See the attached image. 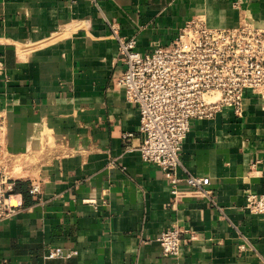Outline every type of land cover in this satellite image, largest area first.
I'll use <instances>...</instances> for the list:
<instances>
[{"label": "crops", "instance_id": "0c3cea01", "mask_svg": "<svg viewBox=\"0 0 264 264\" xmlns=\"http://www.w3.org/2000/svg\"><path fill=\"white\" fill-rule=\"evenodd\" d=\"M196 17L212 28L262 27L264 0H0L5 145L26 152L40 132L32 127L48 122L97 161L66 183L39 180L37 196L32 179L21 180L26 196L15 181L0 264H264V213L246 207L249 194L264 196L263 97L247 90L242 116L225 107L192 120L178 175L203 177L207 194L182 182L175 198L163 171L122 139L133 132L139 145L140 115L118 83L126 64L112 27L146 55ZM174 225L197 235L185 236L177 258L157 240ZM52 248L71 255L49 257Z\"/></svg>", "mask_w": 264, "mask_h": 264}, {"label": "built area", "instance_id": "2783aa9c", "mask_svg": "<svg viewBox=\"0 0 264 264\" xmlns=\"http://www.w3.org/2000/svg\"><path fill=\"white\" fill-rule=\"evenodd\" d=\"M119 41L126 69L118 80L126 99L137 106L140 115V143L133 132L122 139L127 149L139 151L142 159L157 165L172 186L171 193L182 196L179 184L207 194L203 177L178 175L182 166L180 151L191 130L192 120L214 118L223 108L243 115L244 97L251 90L264 98V28L244 20L235 28H212L202 17L186 22L178 36L167 45H158L146 55L135 50L134 39ZM4 146L0 142V158ZM15 181L0 165V222L12 217L18 204L12 200ZM29 193H41V181H30ZM246 207L264 213V196L249 194ZM197 235L177 225L158 237L167 257H179L182 242ZM61 248H52L49 257H68Z\"/></svg>", "mask_w": 264, "mask_h": 264}, {"label": "rangeland", "instance_id": "374dc122", "mask_svg": "<svg viewBox=\"0 0 264 264\" xmlns=\"http://www.w3.org/2000/svg\"><path fill=\"white\" fill-rule=\"evenodd\" d=\"M6 131L7 127L2 123L0 112V142L4 146L0 165L4 166L7 174L14 180L66 183L71 180V176L89 173L97 168L94 165L97 162L96 157L93 156L96 152L87 150L81 153V150L75 152L68 148L67 144L56 138L48 122L32 127L31 132H40L32 135V145L24 153H15L7 148L4 143ZM52 164H57V168Z\"/></svg>", "mask_w": 264, "mask_h": 264}, {"label": "trees", "instance_id": "16d2710c", "mask_svg": "<svg viewBox=\"0 0 264 264\" xmlns=\"http://www.w3.org/2000/svg\"><path fill=\"white\" fill-rule=\"evenodd\" d=\"M15 190L24 193L25 196H26L27 193H28V191H27V187H26V182L21 181V180H16Z\"/></svg>", "mask_w": 264, "mask_h": 264}, {"label": "bare ground", "instance_id": "6f19581e", "mask_svg": "<svg viewBox=\"0 0 264 264\" xmlns=\"http://www.w3.org/2000/svg\"><path fill=\"white\" fill-rule=\"evenodd\" d=\"M56 167V166H55Z\"/></svg>", "mask_w": 264, "mask_h": 264}]
</instances>
